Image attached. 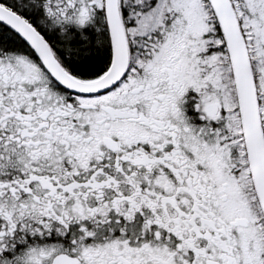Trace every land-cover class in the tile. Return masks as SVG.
I'll list each match as a JSON object with an SVG mask.
<instances>
[{"label":"snow or ice","instance_id":"obj_1","mask_svg":"<svg viewBox=\"0 0 264 264\" xmlns=\"http://www.w3.org/2000/svg\"><path fill=\"white\" fill-rule=\"evenodd\" d=\"M0 264H264V0H0Z\"/></svg>","mask_w":264,"mask_h":264}]
</instances>
